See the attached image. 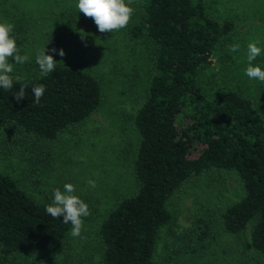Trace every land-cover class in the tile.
I'll list each match as a JSON object with an SVG mask.
<instances>
[{
  "label": "trees",
  "instance_id": "16d2710c",
  "mask_svg": "<svg viewBox=\"0 0 264 264\" xmlns=\"http://www.w3.org/2000/svg\"><path fill=\"white\" fill-rule=\"evenodd\" d=\"M139 13L128 26L132 38L154 46L143 102L132 114L138 135L133 155L136 189L114 201L99 227V264H161L155 257L159 231L171 220L168 200L205 170L233 173L241 197L222 210V227L233 235L249 227L250 245L264 253V117L254 99L235 89L206 90L211 56L234 23L210 14L204 0H135ZM16 45L22 40L14 37ZM12 59V58H11ZM43 85L39 104L31 89ZM19 103L13 92L25 87ZM99 79L81 66L56 64L0 88V130L11 140L53 141L85 123L102 101ZM51 201L32 198L0 173V261L59 247L72 225L45 211ZM198 241L208 236L199 220Z\"/></svg>",
  "mask_w": 264,
  "mask_h": 264
},
{
  "label": "rangeland",
  "instance_id": "374dc122",
  "mask_svg": "<svg viewBox=\"0 0 264 264\" xmlns=\"http://www.w3.org/2000/svg\"><path fill=\"white\" fill-rule=\"evenodd\" d=\"M211 15L234 23L231 36L211 56L212 65L203 81L206 90L220 94L235 89L254 99L264 117V82L245 74L247 45L259 41L261 54L252 62L264 70V0H204ZM78 0H0V22L14 25L10 34L22 43L23 64H13L12 77L39 73L36 56L44 49L57 64L74 63L95 75L101 84L102 101L83 124L62 132L53 141L11 140V127L0 130V173L11 176L32 198L51 201L53 190L67 183L74 195L89 207L82 217L78 237L71 230L61 246L21 253L0 264H99V227L117 198L136 189L133 155L138 135L132 114L143 102L147 67L154 46L146 39L132 38L128 26L100 33L91 18L76 7ZM237 44L235 52L228 45ZM55 48V53L50 50ZM63 49L65 56H59ZM96 183L92 188L87 181ZM241 197L236 176L230 172L205 170L190 179L168 200L171 220L159 231L154 257L161 264H264V253L250 245L249 227L233 235L221 224L220 215L229 203ZM202 220L208 228L205 247L198 241Z\"/></svg>",
  "mask_w": 264,
  "mask_h": 264
},
{
  "label": "clouds",
  "instance_id": "9594fccd",
  "mask_svg": "<svg viewBox=\"0 0 264 264\" xmlns=\"http://www.w3.org/2000/svg\"><path fill=\"white\" fill-rule=\"evenodd\" d=\"M131 0H129V3ZM79 12L83 13L86 18H91L100 33L112 32L126 27L133 15L134 9L125 3V0H78L76 5ZM14 29V25L7 22H0V88L12 90L13 88V64L9 63L12 58L16 64H23L29 60L27 55H19V50L15 39L10 35ZM259 41L250 42L247 45L248 66L245 74L250 79H258L264 82V70L259 66H253L252 62L261 54V48L257 46ZM230 51L235 52L239 49V45H228ZM55 53V48L50 50ZM46 49L42 50L36 56V63L39 66L42 76H47L55 70L57 62L53 55H46ZM59 56H65L63 49L59 50ZM17 81L21 80V76H16ZM26 86L20 88L19 91L13 92V96L17 103L26 97ZM35 103L39 104L41 97L45 92L43 85L35 86L31 89ZM88 185L92 188L96 187L94 180L89 179ZM53 190L51 203L45 205V211L53 218L63 217L64 224H71V235L78 237L83 227L82 217L90 215L88 205L74 195L75 188L71 183Z\"/></svg>",
  "mask_w": 264,
  "mask_h": 264
}]
</instances>
